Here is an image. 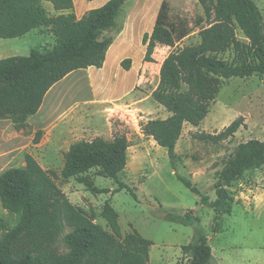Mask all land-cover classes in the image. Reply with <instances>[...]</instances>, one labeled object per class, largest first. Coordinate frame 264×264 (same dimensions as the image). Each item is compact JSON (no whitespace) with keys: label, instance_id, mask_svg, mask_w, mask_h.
<instances>
[{"label":"trees","instance_id":"trees-1","mask_svg":"<svg viewBox=\"0 0 264 264\" xmlns=\"http://www.w3.org/2000/svg\"><path fill=\"white\" fill-rule=\"evenodd\" d=\"M51 2L57 11L73 10V0H0V39L25 36L49 27L56 43L51 48L33 49L28 56L0 60V119L11 120L17 130L41 108L48 91L74 71L102 68L114 43L110 33L118 28L124 6L132 0H110L87 12L81 19L74 13L50 17L42 2ZM208 17L215 21L200 32L201 41L171 52L160 68V81L153 99L168 112L166 119L149 120L142 133L168 152L177 170L176 148L186 124L198 127L209 114L222 80L264 79V17L253 0H199ZM169 1L164 0L151 34L146 33L145 62H152L158 46L174 48L177 40L167 26ZM240 29L246 42L240 41ZM230 54L226 58V54ZM131 59L122 62L130 70ZM242 119L235 120L217 135H201L214 143L235 136ZM130 140L116 134L113 140L97 137L74 143L64 155V180H83L97 170L116 181L119 190L131 192L120 181L128 163ZM264 167V140L239 144L214 184L216 199L201 196L192 181L176 173L189 190L202 197V205L214 210L213 232L221 218L232 215L234 200L229 189L252 170ZM133 196L134 193L131 192ZM1 204L17 223L0 218V264H149L152 242L139 233L122 235L116 218H108L111 231L97 224L86 212L71 203L55 182L52 173L30 155L25 167H12L0 174ZM173 223H198L193 211L168 213ZM187 264H219L202 227L193 240L181 247Z\"/></svg>","mask_w":264,"mask_h":264},{"label":"rangeland","instance_id":"rangeland-1","mask_svg":"<svg viewBox=\"0 0 264 264\" xmlns=\"http://www.w3.org/2000/svg\"><path fill=\"white\" fill-rule=\"evenodd\" d=\"M163 1L155 0L144 8L142 15L140 10L125 5L118 20V28L110 36L118 43L127 26V32L134 38V28L140 22L150 29L156 23ZM168 1L167 26L176 39L182 35L183 37L177 40L174 48L158 46L152 62L142 61L143 65L139 70L140 76H143L141 83L136 85L131 96L116 102L122 108H117L110 119L113 130L111 135L107 121L103 118L95 119L90 125L81 124V134L76 136L80 141H92L95 137L90 133L95 129L105 133L103 135L106 140H113L116 134L128 136L131 147L128 151V163L119 179L130 187L135 196L127 190H119L116 181L102 177L97 170L90 171L83 176V180H64L61 175L64 163H57L48 171L71 203L82 208L104 229L111 231L108 218L114 217L123 236L139 233L151 241L149 264H187L181 247L193 240L198 225L208 237L213 255L223 258L225 264H260L264 258V216L248 213L234 205L232 215L223 216L219 231L214 233L216 214L213 209L202 205L201 196H207L210 202L216 199L214 184L239 144L252 139L264 140V79L254 75L246 79L222 80L220 91L211 104L206 119L198 127L189 124L184 126L176 148L177 170L172 168L167 150L142 133L143 125L149 120L165 119L169 115L152 96L160 81L163 61L173 51L198 44L202 29L215 21V15L208 17L199 0ZM253 1L264 17V0ZM45 5L53 10L51 3L45 2ZM236 34L240 41L246 42L240 29L236 30ZM55 43L53 36L32 34L24 42H20V47L12 50L8 48V54L12 57L28 56L30 48H51ZM138 45L142 44L138 42L136 46ZM140 46L133 52L135 59L144 52ZM16 48H20L19 51L16 52ZM229 55L228 53L225 57L229 58ZM74 78L75 76L57 86L55 92L69 89ZM85 96L86 92L82 91L77 99L82 100ZM71 100L72 97H69L68 101ZM77 110L81 111L80 108ZM109 115L108 113L107 117ZM240 118L243 126L234 137L218 143L200 138L201 135H217ZM176 173L190 179L200 190L201 196L179 181ZM258 176H264V168ZM189 211H193L197 217L196 225L185 226L173 223L168 218V213L181 215ZM4 217L0 200V218ZM7 220L15 225L17 216L8 217ZM217 262L219 263L218 259Z\"/></svg>","mask_w":264,"mask_h":264},{"label":"crops","instance_id":"crops-1","mask_svg":"<svg viewBox=\"0 0 264 264\" xmlns=\"http://www.w3.org/2000/svg\"><path fill=\"white\" fill-rule=\"evenodd\" d=\"M109 1L73 0V10L62 11H57L51 2L48 3L52 4L53 10L46 7L45 2L47 1H43L42 6L50 17L74 13L77 19H81L87 12L98 9ZM153 2L155 0H132L126 5L140 10V15H142L144 8ZM154 25L147 29L140 22L134 28V35H136L134 38L130 36L129 31L127 32L126 26L122 40H119L118 43L114 41L108 50L103 67L100 69L89 67L74 71L54 85L46 94L39 111L29 118L26 129L17 130L11 120L0 119V174L12 167H25L26 155L32 156L45 170L57 163H64L65 153L74 143L80 141L76 139V136L81 134L79 126L84 123L90 125L94 123L95 119L105 118L111 135L113 130L110 119L113 112H117V108H122L116 102L131 96L136 85L140 84L143 79V76L139 74L146 53V46H143L142 40L146 33H152ZM32 34L53 36L49 27H41L20 38L0 39V60L12 57L8 54V48L12 50L14 47H20V42H24ZM135 42L142 45L136 46ZM139 46L144 52L135 59L133 52ZM18 49L20 48L14 50L17 52ZM29 50L31 52L33 48ZM125 59L132 61L128 71L122 67V62ZM73 76H75L72 79L73 85L69 89L55 92L57 86ZM82 91L86 92V96L84 99L78 100L77 97ZM69 97H72L70 102L68 101ZM78 108L81 111L77 110ZM107 112L110 114L108 117ZM94 131L90 133L91 136L104 138L103 134L105 133L98 129ZM149 139L154 141L150 137ZM263 168L247 172L242 179L233 184L229 191L234 205L240 206L248 213L254 212L264 216V176H258ZM4 214L3 219L6 221H8V217H12L6 210H4ZM215 256L219 264H225L223 258L218 257L217 254ZM260 264H264V258Z\"/></svg>","mask_w":264,"mask_h":264}]
</instances>
